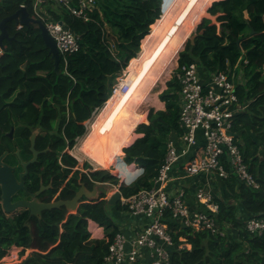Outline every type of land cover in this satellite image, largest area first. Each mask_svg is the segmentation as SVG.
I'll list each match as a JSON object with an SVG mask.
<instances>
[{
	"label": "trees",
	"instance_id": "1",
	"mask_svg": "<svg viewBox=\"0 0 264 264\" xmlns=\"http://www.w3.org/2000/svg\"><path fill=\"white\" fill-rule=\"evenodd\" d=\"M23 4L37 18L34 0H0V21ZM42 6L50 18L63 20L79 36L80 49L67 61L60 55L56 69L39 24L19 27L21 23L11 20L10 38L0 47V119L10 116L12 122L13 116L24 127L39 126L37 145L55 148L41 156L49 163L43 164V176L53 177L56 183L51 195L65 183L59 198L72 199L83 184L89 191L96 186L99 192L97 198H84L76 212L70 213L65 206L46 210L42 217L30 219L31 226L22 223L28 212L20 218L0 219V264L12 246L21 247L20 260L32 251L21 261L7 264H107L111 241L127 230V207L121 201L113 205L114 217L106 201L110 184L118 179L109 169L93 170L88 163L89 171H82L78 159L65 149H72L87 134L84 122L105 106L117 78L139 55L145 39L163 24V20L156 23L163 13V0H97L86 16L72 13L70 6H79L76 0L70 5L48 0ZM208 13L216 22L210 17L201 20L195 43L189 41L179 52V63H198L203 73L235 74L239 103L246 107L234 115L233 132L259 186H248L230 169L227 178H218L216 187L222 197H215L219 204L216 231L187 226L167 210L163 221L175 243L169 264H264V230L251 232L245 226L250 217L264 218V0H215ZM180 87L175 77L168 82L161 94L166 109H151L149 122L136 128L142 136L123 149L127 163L145 168L133 184L120 187L124 196L153 186L168 140L182 133ZM29 136L30 131L25 134L27 144ZM113 164L123 166L120 155ZM133 173L128 170L126 177ZM199 207L205 209L202 204ZM91 221L95 232L104 227L103 238L91 237ZM184 241L191 248L179 249ZM144 264H151L149 258Z\"/></svg>",
	"mask_w": 264,
	"mask_h": 264
},
{
	"label": "built area",
	"instance_id": "2",
	"mask_svg": "<svg viewBox=\"0 0 264 264\" xmlns=\"http://www.w3.org/2000/svg\"><path fill=\"white\" fill-rule=\"evenodd\" d=\"M47 1L34 0V11L56 40L60 55L67 61L70 54L80 49L79 36L63 20L48 16L42 6ZM53 1L70 5L73 0ZM76 1L79 6H70V9L78 16H86L87 10L97 5V0ZM19 27H22V24ZM126 74L127 72L124 76ZM174 77L181 86L179 125L182 133L168 140L167 154L151 188L142 189L126 197L119 187H112L110 195L119 191L120 201L127 207L124 215L128 216L125 225L129 232L121 231L115 235L105 257L107 264H144L147 258L151 264H169L170 248L175 243L163 221L167 210L172 212L175 219L187 226L216 231L219 204L215 197L218 195L220 198L221 194H216L211 188L213 181L211 179L227 178L231 171L248 186H259L233 132L234 115L246 107L242 108L239 103L235 74L224 71L203 73L198 63H178ZM120 78H117L118 82L116 80L111 96L118 91ZM100 110L96 109L94 115ZM73 148H66L65 151L74 155ZM185 158V162L181 164ZM121 162L128 170L134 171L132 175L141 176L145 172L142 164L127 163L122 156ZM178 166L182 167L186 178L200 175L207 178V188L201 187L195 192L196 207L193 209L188 203L184 185L174 184L179 179L173 175ZM199 204L204 205L205 209H201ZM93 224L91 221L89 227L92 234L95 232ZM245 226L251 232L262 233L264 218L250 217L246 220ZM100 227L103 231L104 227ZM186 247L191 248V244L186 241L178 246L179 249ZM20 251L21 247L12 246L1 262L4 264L18 262Z\"/></svg>",
	"mask_w": 264,
	"mask_h": 264
},
{
	"label": "bare ground",
	"instance_id": "3",
	"mask_svg": "<svg viewBox=\"0 0 264 264\" xmlns=\"http://www.w3.org/2000/svg\"><path fill=\"white\" fill-rule=\"evenodd\" d=\"M166 3L167 21L169 24H161L158 26V35L145 40L142 51L133 60L134 62L132 61V66L134 65L135 67L132 68L130 66L131 69L129 68L130 70L128 69L129 71L125 75L123 81V84L125 82V87L122 94L114 99V96L120 90V86L118 85V91L106 102V105L98 114L88 134L81 143L80 151L88 155L99 167H109L114 162L116 153L127 143L134 127L145 117L143 113L139 112L138 107H131V105L143 103L149 98L150 92L148 89L150 90L154 86L149 87L141 84V88L131 90L134 86L131 80L132 77L138 74L141 67H146L148 71L142 72L141 76L146 77L147 73L151 71V74L159 79L173 63L174 57L177 56L178 51L185 43L186 31L183 29V25L191 30L198 14L204 10V6L199 0H168ZM142 91H146V94H142ZM123 103L128 108H124L120 116H117L113 120L112 107L120 106ZM104 128L107 131L101 134V130ZM108 140H112V143L108 144ZM102 151L103 155L101 156Z\"/></svg>",
	"mask_w": 264,
	"mask_h": 264
},
{
	"label": "flooded vegetation",
	"instance_id": "4",
	"mask_svg": "<svg viewBox=\"0 0 264 264\" xmlns=\"http://www.w3.org/2000/svg\"><path fill=\"white\" fill-rule=\"evenodd\" d=\"M10 116H4L0 119V167L7 166L11 169L15 184H12L11 203L6 207L3 199V188L0 185V219L20 218L24 213L28 212L26 219L23 218L24 225L31 226L30 219L33 217H42V215H33L29 217V210L23 206H14L23 201L50 202L58 199L66 200L67 198H59L60 192L65 184L60 187L58 192L51 195V191L55 189L56 183L53 177L46 178L42 169L43 164H49L45 158H41L43 153L48 152L53 147H41L37 145V137L41 131L39 126L33 128L24 124L21 120L15 121L13 116L12 122L9 121ZM29 128V129H28ZM30 131V144L25 142V134ZM36 134L35 144L32 142L33 135ZM37 152V156L35 155ZM46 179H50L47 181ZM47 181V182H46ZM99 189L97 190V194ZM83 197L80 202L85 199ZM93 198H97L93 197ZM15 207V208H14ZM44 213V211H43Z\"/></svg>",
	"mask_w": 264,
	"mask_h": 264
},
{
	"label": "rangeland",
	"instance_id": "5",
	"mask_svg": "<svg viewBox=\"0 0 264 264\" xmlns=\"http://www.w3.org/2000/svg\"><path fill=\"white\" fill-rule=\"evenodd\" d=\"M166 2H168V0H164V4H163V9L164 10L162 11L163 12L162 13V16H160L161 18L156 23H161L162 20H163L162 23H164V25L165 24H169V22L167 21V13H166L167 3ZM199 2L203 4L204 10H202L201 13L198 14V17L195 20V23H194V25H193V27H192L191 30L189 28L185 27V25H183V29L186 31V33H185L186 36H185V39H184L185 40V43H184L183 47L178 51L177 56L174 57L175 60H173V63L169 66V68L166 70V72H164V73L162 72L163 74L161 75V77L159 79H157V77L153 76L151 74V71H150V73L148 72L147 73L148 75H146V77H145V76H141L140 74L142 72H147L148 69L146 67H141L139 69L138 74L135 75L134 77H132V79H131L133 81V83H134V86L132 87L131 90H135L136 88H141V84H143L145 86H149V87L150 86H154L152 89H150V90L148 89V91L150 93L148 95L149 98L146 99L147 101L145 100L140 105L139 104H132L131 105V107H135V108L138 107L139 112H141V113H143L145 115V117L143 119L147 118V121L146 122H142L143 121V119H142L139 124H141V123H148L149 122L148 115H149V112L151 111V109H154L155 111H161V110H165L166 109V104L162 100L161 94L168 88V82L173 78V75H174V73L176 71L177 64L179 63V52L181 50H184L186 48L187 43L190 41V37H192V35H194V33L196 32L197 25L205 17H210L214 22H216V17L213 16V15H210L208 13V8L212 5V3L214 2V0H199ZM210 3H211V5H209ZM172 27H174V25H172ZM158 30H159V28H158ZM151 34H152V31H151ZM151 34H149V35H151ZM156 35H158V32L157 33L155 32L154 35L152 34V36L147 37L145 40H147L148 38H151V37H155ZM142 45H144V43ZM133 62H131V64L128 65V67L125 69V72H128L131 69V67L132 68L135 67L134 65L132 66V63ZM129 67H130V69L128 70ZM125 72H123V74L119 76V78L120 77L121 78L119 79L118 85L120 86V84H121V87H120L119 93L114 96V99L117 98V97H119L122 94V92H123V88L125 87V82L123 84V81L125 79V76H124ZM152 77H154V78L152 79ZM135 78H137L139 80H136ZM143 81H144V83H143ZM117 82H118V79H117ZM141 93L145 95L146 94V91H142ZM126 107L128 108V106H126L125 103H123L120 106H113L112 107V119L114 120L115 118H117V116H120V114L122 113V110H124V108H126ZM102 108H101V110H102ZM100 111L96 115H94L93 117H90L88 120H86L84 122V124L88 127V132H89V130H90L93 122L97 118L98 114L100 113ZM137 126L134 127V129L131 132V135L129 136V138L127 140V143L125 145H123V146L129 145L131 143V141H132V135L134 136V139H136L137 137H140L141 133L137 132V130H136ZM106 131L107 130L105 128L102 129L101 130V134H104ZM86 135L79 137L77 139V142H76L74 148H73L74 149L73 150L74 156L77 159L80 158V159H78V161H79V166H78L79 169H81L82 171L86 170L88 172L89 169H86L85 168V164L86 163H88L89 165H91L93 168H96V169H109L111 171V173H113L114 176H116L117 179H118L117 182H113V184H110V185H112L111 187H116V188L119 187V189H120V186H122V185H131V184H133L138 178L141 177L140 174H136V175L134 174V175H130V177H128V179H127L126 176H127L128 169H127L126 165L117 166L116 164L115 165L113 164V165H110L109 167H99L97 165V163L95 161H93L88 155H86L84 152L80 151L81 143L84 140V138H85ZM107 143L108 144L112 143V140H108ZM93 149H95V148H93ZM122 150H123V147L121 148L120 152L116 153V156L119 157V155H120V156L124 157V154L125 153H124V150H123V153H122ZM102 155H103V151L101 152V156ZM109 209L111 210V212L113 213V216L115 217L116 213H115L114 206L113 205H109ZM104 235H105V230L100 231V232H94L91 237L92 238H103ZM31 251L32 250L26 251L24 258ZM24 258H22V259H24Z\"/></svg>",
	"mask_w": 264,
	"mask_h": 264
},
{
	"label": "water",
	"instance_id": "6",
	"mask_svg": "<svg viewBox=\"0 0 264 264\" xmlns=\"http://www.w3.org/2000/svg\"><path fill=\"white\" fill-rule=\"evenodd\" d=\"M11 20H16L18 23H21L22 25H29L31 22H37L39 24L43 35V39L45 41V46L46 48L49 49V53L55 62V67L56 69H58L60 63V52L57 47L56 40L49 33L46 25L41 19L34 18L29 14L26 6H21V8L18 11H16L14 14L7 16L0 21V47L3 46L4 44L3 42L5 39L10 38L8 32V23ZM196 35L197 33L195 32L194 35L190 37V41L192 44L195 43ZM35 141H36V134H34L32 137L33 144H35ZM35 155L37 156V152H35ZM0 163L2 162L0 161ZM12 184H15V181L11 169L8 168L7 166L0 167V185H2L3 188V199L5 201L6 207L9 206L11 203L12 193L10 187ZM96 196H97L96 186L92 191H89L83 184L72 199H66V200L58 199L56 201H50V202L23 201L17 203L14 206H23L24 208L28 209L30 212L29 217L33 215H42L43 211L52 210L55 208H61L62 206H65L70 211V213H74L78 210L79 205L81 203L80 201L83 197L93 198ZM120 196L121 193L119 191L115 192L113 195L107 194L106 201L110 205H116L120 201Z\"/></svg>",
	"mask_w": 264,
	"mask_h": 264
},
{
	"label": "crops",
	"instance_id": "7",
	"mask_svg": "<svg viewBox=\"0 0 264 264\" xmlns=\"http://www.w3.org/2000/svg\"><path fill=\"white\" fill-rule=\"evenodd\" d=\"M215 1V0H214ZM121 87V86H120ZM118 94V93H117ZM103 109V108H102ZM142 136V134L140 135ZM172 137H176V135H173ZM171 137V138H172ZM138 138V137H137ZM136 138V139H137ZM134 139L129 145L133 144L135 142ZM129 145H126V146H122L123 149ZM120 152V151H119ZM117 158V156L115 157V159ZM114 159V161H115ZM173 175L175 177H178L179 179H177L174 184L176 185H184L186 191H187V199H188V202L190 204V207L193 209L196 207V205L194 206L193 203H196V200H195V192L197 191L198 188H201V187H204V188H207V185H206V181H207V178L204 176V175H200V176H196V177H193V178H186L183 174V171H182V167L181 166H178L176 167V169L174 170V173ZM213 180V181H212ZM218 178L216 179H211L212 181V186L211 188L214 190V192L216 194L220 193L221 194V190L219 188L216 187V182H217ZM113 191V188L110 189L108 191V195H110V193ZM218 192V193H217ZM222 197V195H221Z\"/></svg>",
	"mask_w": 264,
	"mask_h": 264
},
{
	"label": "clouds",
	"instance_id": "8",
	"mask_svg": "<svg viewBox=\"0 0 264 264\" xmlns=\"http://www.w3.org/2000/svg\"><path fill=\"white\" fill-rule=\"evenodd\" d=\"M128 179V178H127Z\"/></svg>",
	"mask_w": 264,
	"mask_h": 264
}]
</instances>
